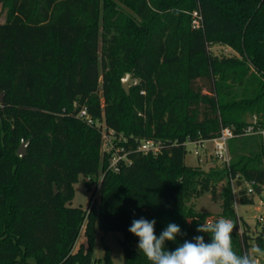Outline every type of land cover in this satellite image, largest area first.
<instances>
[{"label":"trees","instance_id":"1","mask_svg":"<svg viewBox=\"0 0 264 264\" xmlns=\"http://www.w3.org/2000/svg\"><path fill=\"white\" fill-rule=\"evenodd\" d=\"M1 2L0 264L79 257L89 264L97 229L123 232L125 264H150L128 230L140 218L156 221L157 237L170 223L180 227L184 235L166 241L168 251L197 235L209 242L196 228L221 217L235 225L237 255L250 253L252 239L264 248V230L255 238L239 231L244 220L231 185L240 175L238 184L264 187V135L240 134L255 118L264 124V0ZM195 11L201 27L193 26ZM213 44L235 54H216ZM126 73L138 79L129 93ZM82 106L95 124L77 115ZM98 121L127 138L131 163L119 171L108 169ZM222 126L239 134L229 143L230 165H188L186 141L212 139ZM145 138L162 140V152L138 151ZM80 174L93 179L89 187L101 178L87 210L68 204ZM221 181V217L188 204L206 192L215 196ZM238 194L242 204L255 201L247 188ZM83 229L87 253L75 249Z\"/></svg>","mask_w":264,"mask_h":264},{"label":"rangeland","instance_id":"2","mask_svg":"<svg viewBox=\"0 0 264 264\" xmlns=\"http://www.w3.org/2000/svg\"><path fill=\"white\" fill-rule=\"evenodd\" d=\"M3 17L4 15L1 12L0 19H3ZM210 48L216 54H235L232 49L222 44H213ZM199 83L201 85L204 84L202 80H200ZM203 89L206 92L207 85H203ZM248 120H250V116L248 117ZM194 147L195 146L192 143H188L186 145L187 154L185 161L188 165L197 166L205 170H211L225 166L223 161L216 157L212 142H207L205 144V147L201 148L199 156L195 154ZM86 178L87 177L83 174L79 175L78 179L74 183V195L68 202V204L72 206L82 207L85 210L89 208L90 199L92 198L94 190L96 189L95 183H91L90 187L87 185ZM225 185L226 181L219 182L217 186V193L215 196H213L211 192H206L200 197L192 198L191 200H189L188 204L193 206L194 209L199 212H207L211 214V216L221 217L223 191ZM235 190V210L238 216H242L245 222H242L239 231L243 232L244 229H248L249 233L253 236V238H255L264 230V187L262 192L253 194L255 201L252 204L240 203L239 194L237 193V186H235ZM123 236V232L119 230H110L105 232L97 229L92 244V259L89 264H107L108 257L111 259L112 264H125L124 247L121 242ZM251 244L252 245L250 246L249 252H251L254 247H259L262 251H264V248H261L255 241V239L251 240ZM81 247L84 252L87 253L89 251V241L84 229L79 235L78 241L75 245V249L79 250L81 249ZM256 260L257 264H264V256L258 255L256 256ZM71 264L85 263L82 261L81 257H79L76 258Z\"/></svg>","mask_w":264,"mask_h":264},{"label":"clouds","instance_id":"3","mask_svg":"<svg viewBox=\"0 0 264 264\" xmlns=\"http://www.w3.org/2000/svg\"><path fill=\"white\" fill-rule=\"evenodd\" d=\"M155 223L144 218L132 221L130 233L139 238L138 250L143 253L150 264H257L256 256H264V251L254 247L250 253L237 255L233 251V222L226 218L199 224L198 233L209 236V242L203 235L185 240L174 251L165 250L166 241H175L177 235H184L180 227L170 223L157 237Z\"/></svg>","mask_w":264,"mask_h":264},{"label":"built area","instance_id":"4","mask_svg":"<svg viewBox=\"0 0 264 264\" xmlns=\"http://www.w3.org/2000/svg\"><path fill=\"white\" fill-rule=\"evenodd\" d=\"M193 26L201 27L202 26V16L198 11L193 13ZM131 82L134 84L138 83V79H131ZM141 93H145V90L141 91ZM77 106V103L74 104ZM77 115L86 120L88 124H95L96 120L89 114V109L87 106H82L79 108ZM264 125V124H263ZM262 124L257 123V119H253V122L241 130L240 134L244 135H264V127ZM98 126L101 129L102 133V150L109 155V166L108 169L119 171L121 167L125 164L131 163V158L129 156V151L126 149L125 142L127 138L123 134L116 133L113 129L108 128L104 121H98ZM259 126V127H258ZM239 134L236 133V130L233 126H222L220 133L212 138V139H197L192 140L188 139L186 141V145L188 143H192L195 147V154L200 155L201 148L205 147L207 142H212L213 149L217 158L223 161L226 166L230 165L231 162V152L229 143L230 140ZM163 142L160 139L154 138H145L142 140H138L137 150L142 151L144 153H153L159 154L162 152ZM240 175L236 177L231 176V183L233 185V192L235 193V186H237L239 193V189L241 187L247 188L248 194H257L263 191V187L256 186L254 181L242 179V184H238V179ZM87 181L93 182V179L88 176L86 178ZM101 178L98 179L96 183V188H100ZM258 188L261 190L258 192Z\"/></svg>","mask_w":264,"mask_h":264},{"label":"water","instance_id":"5","mask_svg":"<svg viewBox=\"0 0 264 264\" xmlns=\"http://www.w3.org/2000/svg\"><path fill=\"white\" fill-rule=\"evenodd\" d=\"M130 81H131V73H126L123 78H122V87L123 89L126 91V93H129L130 91ZM3 101V94H0V102ZM30 141H22L17 153L19 156H25L28 152V145H29ZM55 188V192L57 193V188L56 185H54ZM261 190L258 188V192H260Z\"/></svg>","mask_w":264,"mask_h":264},{"label":"crops","instance_id":"6","mask_svg":"<svg viewBox=\"0 0 264 264\" xmlns=\"http://www.w3.org/2000/svg\"><path fill=\"white\" fill-rule=\"evenodd\" d=\"M1 12L3 13V15H5L4 10H3V7H2V2L0 0V14H1ZM0 20H3V19H0Z\"/></svg>","mask_w":264,"mask_h":264}]
</instances>
